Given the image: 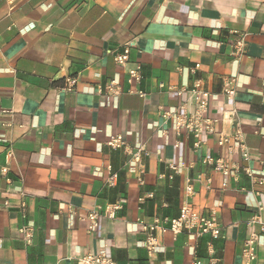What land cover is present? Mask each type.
Instances as JSON below:
<instances>
[{"label": "crops", "instance_id": "obj_1", "mask_svg": "<svg viewBox=\"0 0 264 264\" xmlns=\"http://www.w3.org/2000/svg\"><path fill=\"white\" fill-rule=\"evenodd\" d=\"M129 41L128 67L141 64L144 98L109 100L102 88L123 79L113 58ZM69 77L76 86L63 91ZM226 77L237 81L232 100L222 95ZM195 80L208 93L209 114L232 121L216 130L238 127L250 154L248 162L230 158L239 172L227 188L201 163L215 156V136L197 153L188 142L175 151L171 121L161 117L180 103L167 88L188 90ZM116 136L148 154L142 185L124 150L106 146ZM0 138V168L6 150L13 153L9 183L0 175V264H76L100 252L116 264H149L142 224L178 217L184 180L197 173L212 183L195 184L190 203L197 213L216 212L222 238L181 234L151 264H244L246 222L257 212L264 221V187L244 172L264 178V0H0ZM176 161L192 169L169 178ZM107 165L117 175L113 188L105 185ZM120 200L115 219L87 234V212ZM23 225L33 231L29 244ZM252 264H264V234Z\"/></svg>", "mask_w": 264, "mask_h": 264}, {"label": "built area", "instance_id": "obj_2", "mask_svg": "<svg viewBox=\"0 0 264 264\" xmlns=\"http://www.w3.org/2000/svg\"><path fill=\"white\" fill-rule=\"evenodd\" d=\"M243 36L238 35L233 45V56L238 58L242 54ZM134 44L132 41L127 42L121 48V51L113 58L114 66L123 71V79H109L103 86L101 95L109 100L118 99L124 95L138 96L144 98V94L138 86L142 80V67L139 62H134L130 67V53ZM236 79L226 77L222 79V95L227 100H232L236 93ZM77 83L76 78H66L64 80L63 91H72ZM159 88H163L160 84ZM169 93L174 94L180 99V103L174 111H163L161 117L166 121H171L173 134V149L179 151L184 142L190 143L191 150L194 153L202 150L208 142L209 137L216 139L217 151L215 156L204 157L201 163L207 166L214 174L220 175L224 180V188H227L232 177L239 172V165L230 158L237 156L239 161L248 162L250 154L244 144L242 132L238 127L231 129L229 132L216 130V125L220 123L232 122L226 115L222 114L217 119L209 114L208 93L204 90L202 82L195 80L188 90H182L175 87L167 88ZM232 116L234 112H230ZM230 116V115H229ZM3 138V137H2ZM0 138V141L4 142ZM106 146L111 149H123L125 154L130 157L131 163L136 167L139 173L137 182L143 184L142 176L144 175L143 156H148L145 150L137 148L133 150L127 142L121 137L116 136L110 139ZM13 158L10 148L5 153V165L0 168V175L6 179L9 171V163ZM169 178L179 176L181 170L192 169V164L184 162H173L167 165ZM107 177L105 185L113 188L116 185L117 175L113 173L110 166L106 167ZM245 174L250 178L254 186L264 187V178L255 177L252 173L244 170ZM163 177V176H162ZM211 177H206L202 173H197L193 177H186L183 185L182 203L179 207V215L176 218L167 216H154L148 223L142 224L143 233V249L147 260L151 264L157 254L164 253L166 249L173 246L176 239L181 234H186L194 239L208 237L211 240L222 238V225L215 211L210 210L207 213H197L190 203V199L194 196L195 184L205 189L211 187ZM22 195V194H21ZM152 194H148L151 198ZM7 205V204H5ZM123 201H117L113 204L104 206H95L89 210L82 222L87 234L96 231L99 221L102 219L113 221L117 212L122 209ZM25 202L20 201L19 211L22 217L25 214ZM70 213H74L71 206L67 207ZM247 228L250 229L248 237L242 243L241 258L244 264H252L256 260V251L261 243L264 234V221L260 212L254 213L246 222ZM23 241L29 244L32 240L33 231L29 225H23L18 229ZM169 236L170 240L165 241V237ZM211 247H209L210 249ZM211 254V251H209ZM76 264H116L106 253L100 252L97 255H85L79 258ZM193 264H198L193 263Z\"/></svg>", "mask_w": 264, "mask_h": 264}]
</instances>
